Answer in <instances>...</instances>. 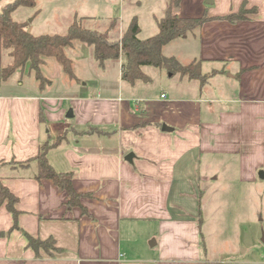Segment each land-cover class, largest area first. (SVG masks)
Returning a JSON list of instances; mask_svg holds the SVG:
<instances>
[{"label":"crops","instance_id":"crops-1","mask_svg":"<svg viewBox=\"0 0 264 264\" xmlns=\"http://www.w3.org/2000/svg\"><path fill=\"white\" fill-rule=\"evenodd\" d=\"M13 1L0 0V11ZM242 8L243 19L221 18ZM168 10L212 17L162 48L181 64L196 61L208 75L203 82L167 72L155 89L147 84L153 80L146 66L150 80L129 83L121 79L122 59H107L98 65L108 70L116 60L118 74L103 77L104 87L94 94L68 96L60 108L62 97L34 86L30 93L16 89L23 84L12 76L0 81V161L37 154L50 136L39 108L47 118L46 103L59 100L61 123L53 138L63 139L48 160L57 171L74 172L73 186L94 217L68 209L65 192L52 180L33 177L34 163L27 169L3 164L2 182L18 197L19 226L54 238L60 250L36 254L21 231L11 229L2 205L0 264H264V0H168L164 15ZM128 15L137 18L133 8ZM173 43L177 51L165 54ZM8 84L12 90L3 93ZM138 240L141 249L131 250L128 243Z\"/></svg>","mask_w":264,"mask_h":264},{"label":"trees","instance_id":"trees-1","mask_svg":"<svg viewBox=\"0 0 264 264\" xmlns=\"http://www.w3.org/2000/svg\"><path fill=\"white\" fill-rule=\"evenodd\" d=\"M36 1L14 0L0 11V61L4 52L11 58L10 63L5 66L0 62V81H6L16 71L27 70L33 72L34 77L40 83L44 80L50 84V80L43 75L41 70L46 57H53L70 79L78 81L73 71L72 59L67 56L65 51L66 48L73 46L74 41H81L92 46L94 58L99 65H103L107 59L121 58L120 73L121 79L125 82L134 83L137 80L148 82L150 78L143 70V67L146 66L162 68L172 74L186 75L189 79H197L202 82L208 76L200 72L196 61L181 64L175 57L165 56L162 53L164 45L189 32L193 33L212 19L206 14L200 17H178L168 10L163 17L156 19L158 32L144 39L138 37L140 28L136 18L130 21L121 38L116 40L109 36L115 21H112L106 30L98 31L85 27L82 21L87 18L84 17H76L66 33L34 34L25 29L23 22L14 20L11 14L19 6L35 7ZM244 13L245 10L242 8L238 13L221 16V18L233 22L243 19ZM40 88L43 89L42 83ZM38 120L40 123L45 122L41 107ZM61 139H63V135L57 137L53 142L44 141L37 154L27 160L16 161L12 158L10 161H0V166L7 164L11 168L27 169L34 163L36 168L33 177L37 181L45 178L52 180L60 191L65 192L64 205L68 209L78 207L82 215L94 220L88 208L82 203L84 194L77 192L73 186L74 172L57 171L48 160V151ZM85 195L90 196L91 194ZM17 202L18 197L2 182L0 177V206L4 205L12 216L11 229L20 230L27 240L26 246L32 248L36 254L39 249H43L50 255H52V251H59L60 248L55 245L54 238L34 237L19 226L18 217L21 211L16 207Z\"/></svg>","mask_w":264,"mask_h":264},{"label":"rangeland","instance_id":"rangeland-1","mask_svg":"<svg viewBox=\"0 0 264 264\" xmlns=\"http://www.w3.org/2000/svg\"><path fill=\"white\" fill-rule=\"evenodd\" d=\"M168 0H38L35 7L19 6L11 14L12 18L18 22L31 24L32 33H66L69 25L76 17H84L83 25L90 29L98 31L106 30L112 21H115L112 31L109 36L116 37L118 31L125 30L130 22L129 9L135 10L137 22L139 25V38H146L154 34L158 30L157 20L164 15ZM36 10H39L38 13ZM33 19V20H32ZM199 30V29H197ZM120 34V33H119ZM122 35V34H121ZM118 38H121L118 37ZM66 54L73 61V71L76 77L80 78L77 82L87 85H76V80L70 79L61 69L60 65L53 57L45 58V68L42 66L43 75L50 76L52 83L50 87L44 80L41 81L43 89L40 88V81L36 80L33 72L27 70L16 71L11 80L14 84H23V87L16 86V89L26 90L28 93L32 92L35 87L39 92L43 91L45 95L50 97H62L66 101H61L60 108H65L68 103L70 95L86 91L89 94H94L99 89L104 87L103 77H114L119 72V59L110 62L107 66L108 70L102 69L94 58L93 47L81 41H74L73 46L65 49ZM177 51L176 45H168L164 51L167 53H175ZM11 58L4 52L1 57V65L10 63ZM48 62V63H47ZM46 63L47 65L46 67ZM51 63V64H50ZM44 68V69H43ZM149 70L150 77L153 81L147 84H153V88L157 89L163 84L158 83V80H164L168 74L165 69H155L153 67H146ZM164 70V71H162ZM177 77V76H176ZM47 78V77H46ZM111 80V79H110ZM164 82V81H163ZM8 85L3 86V93H8L12 88ZM34 86V87H33ZM47 88V89H46ZM109 89V88H108ZM107 90V89H106ZM41 92V93H43ZM66 97V98H65ZM59 100L51 101L48 109L49 115L46 118L42 127L44 131L50 130L49 141H52L57 131L53 128L58 127L59 121L57 117L56 105ZM71 108L67 106L66 112ZM72 121V120H70ZM69 121V122H70ZM140 234V241L145 242L148 234ZM264 233V195H262V234ZM131 250L139 251L141 245L139 240L128 243ZM149 244V241H148ZM262 256H264V243H261ZM260 246V245H259Z\"/></svg>","mask_w":264,"mask_h":264},{"label":"water","instance_id":"water-1","mask_svg":"<svg viewBox=\"0 0 264 264\" xmlns=\"http://www.w3.org/2000/svg\"><path fill=\"white\" fill-rule=\"evenodd\" d=\"M207 2L210 3L211 0H207ZM72 116H73L72 110L69 109V110L66 112V117H72ZM132 157H133V153H129V154L126 155V158H125V159L130 161V160L132 159ZM261 240H262V242L264 243V233L262 234V238H261Z\"/></svg>","mask_w":264,"mask_h":264}]
</instances>
